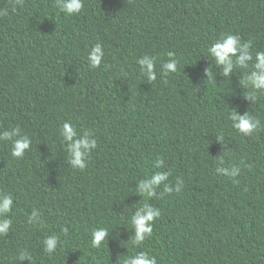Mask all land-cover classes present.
Returning a JSON list of instances; mask_svg holds the SVG:
<instances>
[{
  "label": "trees",
  "instance_id": "trees-1",
  "mask_svg": "<svg viewBox=\"0 0 264 264\" xmlns=\"http://www.w3.org/2000/svg\"><path fill=\"white\" fill-rule=\"evenodd\" d=\"M0 264H264V0H0Z\"/></svg>",
  "mask_w": 264,
  "mask_h": 264
}]
</instances>
